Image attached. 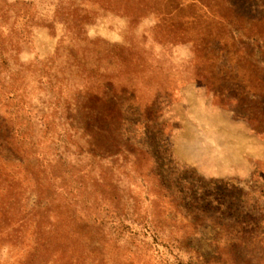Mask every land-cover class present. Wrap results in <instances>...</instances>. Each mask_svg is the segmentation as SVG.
Wrapping results in <instances>:
<instances>
[{
  "label": "rangeland",
  "instance_id": "374dc122",
  "mask_svg": "<svg viewBox=\"0 0 264 264\" xmlns=\"http://www.w3.org/2000/svg\"><path fill=\"white\" fill-rule=\"evenodd\" d=\"M0 117V264H264V0H0Z\"/></svg>",
  "mask_w": 264,
  "mask_h": 264
},
{
  "label": "trees",
  "instance_id": "16d2710c",
  "mask_svg": "<svg viewBox=\"0 0 264 264\" xmlns=\"http://www.w3.org/2000/svg\"><path fill=\"white\" fill-rule=\"evenodd\" d=\"M16 92V91H15ZM11 99L10 100H13L15 99L14 96H11L10 97ZM92 99H94L96 101L97 104H102L104 99H103V96L102 95H97L95 96L94 98L91 96H89L88 93H84L82 95V99L81 101H77V103H75V106H74V109L73 111L79 116V117H84L80 120H78L77 124L78 126H70L68 127V130L69 131H72L74 132V136L76 135H80L78 138L79 139H86V140H89V141H86L85 143L90 147V150L87 151V154L89 155H92V156H97L99 158H102L101 155H99L98 153H94L93 150H98V152L100 154H103V147H98L95 143V137L93 134L95 135H98V136H101V134H103L104 132V126L105 124H107V118L108 115L103 113L102 110L100 109H96L94 107L91 106V101ZM76 115V116H77ZM115 118L113 117V120ZM31 121H34L36 122V125L33 124L34 127H36L37 125L39 126L40 125V130H45V133L46 130H48V125L49 123L46 122L45 120H43V118H33V119H29V122ZM5 123V120L0 117V128H2L3 124ZM31 124V123H29ZM15 128V129H13ZM13 128L10 129L9 133H7L5 135V137L2 139L1 141V144L3 145L4 143H9V140H11V137H13L14 135H24L22 134V130H24V125L23 124H20L17 126V129H16V126H13ZM41 130V131H42ZM5 131V130H3ZM34 132V131H33ZM25 136V135H24ZM34 135H30V139H33ZM73 137V136H72ZM94 142V144H93ZM95 146V148H94ZM114 148H116V145H114ZM118 152L116 151L114 154H112L113 156H117Z\"/></svg>",
  "mask_w": 264,
  "mask_h": 264
}]
</instances>
